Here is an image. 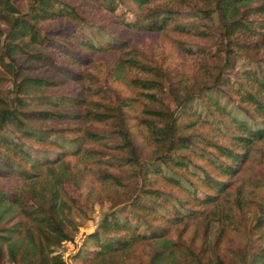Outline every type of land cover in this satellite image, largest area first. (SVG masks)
<instances>
[{
  "label": "trees",
  "instance_id": "trees-1",
  "mask_svg": "<svg viewBox=\"0 0 264 264\" xmlns=\"http://www.w3.org/2000/svg\"><path fill=\"white\" fill-rule=\"evenodd\" d=\"M25 1L26 11L21 0H0V264H66L57 251L82 226L76 216L85 214V203L75 189L88 176L110 195L113 208L84 241L87 254L77 257L91 264H142L125 258L137 244L153 243L147 264H229L222 242L229 227L241 232L243 221L228 196L264 141V0H89L128 29H172L217 46L207 54L178 41L193 58L194 79L179 77L165 62L120 59L116 72L131 63L138 76L130 82L140 91L117 93L115 100L82 68L109 51L98 39L103 35L82 27L83 34L74 29L57 37L52 31L63 22H87L80 4ZM47 42L62 43L83 59L76 52L60 55ZM116 50L125 53L129 42ZM61 64L66 71L58 78L49 69ZM46 68V74L37 72ZM64 81L83 84V94L48 95ZM167 89L175 108L163 97ZM214 91L245 117L233 115ZM139 104L141 113L133 114ZM130 119L147 130L153 153L144 154ZM200 126L211 130L195 132ZM26 143L40 148L38 158ZM239 208L243 212L242 202ZM260 211L251 227L258 236L233 250L238 264H264L263 203ZM191 219L204 230L198 252L174 233Z\"/></svg>",
  "mask_w": 264,
  "mask_h": 264
},
{
  "label": "rangeland",
  "instance_id": "rangeland-1",
  "mask_svg": "<svg viewBox=\"0 0 264 264\" xmlns=\"http://www.w3.org/2000/svg\"><path fill=\"white\" fill-rule=\"evenodd\" d=\"M74 2L76 4H80V10L83 14H86L88 21L84 22L83 20H78L63 22L59 25H54L52 31L55 34L54 36L60 37L70 30L82 27L83 32L86 31L88 35H91L92 30H95L103 35V37H98V39L100 42L104 41L111 46L109 51L100 53L91 66L82 68L88 69L93 73L92 77L96 81L98 80L95 85L101 84V86L107 90L108 97L113 100H115L117 93L121 94L123 97H133L138 96L140 91L130 82L131 78L138 76L137 69L134 66H131V63L128 62L129 64H127L120 73L116 72V64L120 59L127 60L131 58L133 60H148L149 62H153L154 60L158 64L165 62L174 68V73H178L180 71L179 77L184 73L186 77L189 76L194 79L193 74H195V70L193 69V58L187 50L185 51L180 47V43H178V41L182 40L183 42L188 43L191 48H200L207 51V54L215 53L217 49V46L214 45L212 39L203 38L204 36L200 38L196 35L179 33L172 29H167L161 32L128 29L119 22L115 14L108 12L102 6L94 4L89 0H74ZM20 4L23 7L22 9L26 11V1L21 0ZM96 23L106 24L108 32H104ZM76 31L83 34L79 29ZM122 41L129 42V50L125 53H120L121 50H116V47L120 46ZM55 43L52 44L47 42L46 45L58 50L60 55L64 52L69 55L76 52V55H78L80 59H83L84 55L78 53L76 50L66 49L67 47H62V43ZM71 44L74 45L73 43ZM241 64L242 62H239L238 67H240ZM49 70L50 73L53 72V75L58 78L60 77L58 72L66 71L63 65L57 69L51 67ZM47 71L48 68L41 69L37 72H43L46 74ZM165 84L168 85L167 82ZM9 85L10 83L6 81L5 87H8ZM83 88V84H71V82L64 81L63 83H60L57 89L48 90L47 93L53 97H57L61 94L82 95ZM213 95L215 97L219 96L222 104L227 106L228 109L232 111L233 115L240 119L245 117V114L238 110L235 107V104L228 100L227 96L220 93L218 94L217 91H214ZM163 97L172 108L176 107L175 101L168 89L163 94ZM136 108L138 109H136L133 114L138 115L141 113V104L137 105ZM188 112H190V109H184L182 111L184 114H187ZM129 124L136 142L142 148L144 154L148 155L153 153L154 146L151 144L149 137L147 136V130L138 124L137 119H130ZM201 130L210 131L211 127L200 126L194 131L200 132ZM23 140L27 141V139ZM113 142V139H111L109 144H112ZM26 144L25 147L31 151L36 158H38L40 156L38 149L40 148L38 146H33L32 144L29 145V143ZM106 159H110V156L106 157ZM99 186L100 184L97 183L94 177L88 176L87 181L82 185V187L75 189L81 200L85 203V214L83 213L82 215L80 214L76 216L77 222H81L82 226H80L79 230L74 234L73 239L70 240L71 242L66 243L57 251L58 253H62L64 259L66 260V264H91L90 260L85 259L83 256L77 257L76 254L79 251L82 255L87 254L88 247H86L84 241L86 240L88 234L99 227L104 214L111 212L113 208L112 201L109 199L110 195L105 193L104 190L101 191ZM121 196L123 199L127 198L126 194H122ZM228 198L234 203L238 219L243 221V226H241V232L233 230L229 227L227 235L224 237L222 242L221 253L224 255V258L229 264H238V262L234 259L233 250L244 248L247 237H250L251 239L258 236V233L253 235L254 230L251 227L255 222V216L261 215L260 203H263L264 205V141L258 143L252 151V156L245 165L244 170L239 174V176L235 177L234 186ZM222 200L225 201L224 197ZM241 202L243 203V212L239 211ZM185 222L188 223L186 224ZM185 222L175 228L174 233L178 238L181 236L180 239L184 241L188 247L190 246L194 251L198 252L204 232L201 223L199 220L194 219ZM177 237L176 239H178ZM93 245L90 248H93ZM153 249V243L137 244L133 248L132 253H129L128 258H125V260L127 263L140 261L142 264H147L150 255L153 253ZM91 251H93V249H89V252ZM182 255L183 253L181 252V258ZM190 257L194 258V255L191 254ZM4 264L16 263L6 259ZM185 264H193V262L192 260H189L185 262Z\"/></svg>",
  "mask_w": 264,
  "mask_h": 264
},
{
  "label": "built area",
  "instance_id": "built-area-1",
  "mask_svg": "<svg viewBox=\"0 0 264 264\" xmlns=\"http://www.w3.org/2000/svg\"><path fill=\"white\" fill-rule=\"evenodd\" d=\"M69 242H71V241H65V242L63 243V246H64L66 243H69Z\"/></svg>",
  "mask_w": 264,
  "mask_h": 264
}]
</instances>
